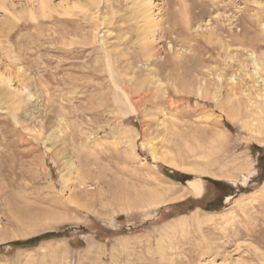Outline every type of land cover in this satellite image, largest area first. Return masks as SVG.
Returning a JSON list of instances; mask_svg holds the SVG:
<instances>
[{
	"label": "rangeland",
	"instance_id": "obj_1",
	"mask_svg": "<svg viewBox=\"0 0 264 264\" xmlns=\"http://www.w3.org/2000/svg\"><path fill=\"white\" fill-rule=\"evenodd\" d=\"M136 2L0 0V264H264V0Z\"/></svg>",
	"mask_w": 264,
	"mask_h": 264
},
{
	"label": "bare ground",
	"instance_id": "obj_2",
	"mask_svg": "<svg viewBox=\"0 0 264 264\" xmlns=\"http://www.w3.org/2000/svg\"><path fill=\"white\" fill-rule=\"evenodd\" d=\"M135 5H136V9H135V13L137 14V15H139V16H141L142 18H141V21H142V24L144 25H146V24H150L149 25V27H147V29H149V30H151L150 28H156V27H159L160 26V24L159 23H157V22H154V20L151 18V15H150V9H151V6H150V0H141V2H136L135 3ZM160 28V27H159ZM151 31H149V32H147V34H149ZM148 36V35H147ZM146 36V37H147ZM179 41L180 40H178V43H179ZM229 41V40H228ZM239 41V40H238ZM208 42V41H207ZM211 42V41H210ZM217 42V41H216ZM151 43V41L148 43V41L146 42V43H144V53L146 54V55H149L150 53H151V51L153 50V48H152V46L153 45H151L150 44ZM219 43V42H218ZM223 43V42H222ZM234 44V43H233ZM230 45V44H229ZM228 46V45H227ZM222 47H224V46H222ZM237 47V46H236ZM213 48V47H212ZM223 49V48H222ZM169 50H170V48H169ZM213 50V49H212ZM158 51V50H157ZM226 51V50H225ZM227 51H228V49H227ZM154 53V52H153ZM209 53V52H208ZM166 54H168V53H166ZM181 55V54H180ZM187 56V55H186ZM151 57V56H150ZM177 57V56H176ZM182 57V56H181ZM185 57V56H184ZM189 57V56H188ZM210 57V56H209ZM165 58V57H164ZM163 58V59H164ZM178 58V57H177ZM183 58V57H182ZM197 59V58H196ZM210 59V58H209ZM197 61V60H196ZM195 61V62H196ZM155 62V61H154ZM193 62V61H192ZM160 64V63H159ZM115 65V64H114ZM160 66V65H159ZM195 69V68H194ZM193 70V69H192ZM191 70V71H192ZM202 70V69H201ZM212 72V71H211ZM201 73V72H200ZM207 73V72H206ZM214 73V72H213ZM120 75V74H119ZM203 79V78H202ZM206 79V78H205ZM10 80H8V82H9ZM8 82L6 81V85L8 84ZM5 94L6 95H4V97H8V98H13L14 97V93L12 92H8V93H6L5 92ZM3 95V94H2ZM252 100V99H251ZM145 103V102H144ZM260 104V103H259ZM256 107V106H255ZM254 107V108H255ZM258 108H260V107H258ZM255 112H257V111H255ZM262 113V112H261ZM251 117V116H250ZM254 119H255V117H254ZM259 119V118H258ZM257 120V119H256ZM255 120V121H256ZM260 120V119H259ZM264 120V119H263ZM253 121V120H252ZM264 122V121H263ZM252 123V122H251ZM261 123V122H260ZM248 125V124H247ZM251 126V125H250ZM258 126H259V124H258ZM257 131V130H256ZM254 132V131H253ZM188 183V185H189V187H190V191L192 192V193H195V194H199L201 191H202V187L199 185V184H197L196 182H194V181H188L187 182Z\"/></svg>",
	"mask_w": 264,
	"mask_h": 264
},
{
	"label": "trees",
	"instance_id": "obj_3",
	"mask_svg": "<svg viewBox=\"0 0 264 264\" xmlns=\"http://www.w3.org/2000/svg\"><path fill=\"white\" fill-rule=\"evenodd\" d=\"M183 178H185L184 180L188 179L189 176L188 175H182ZM212 183H216L217 181H211ZM61 233H55V232H48V233H44L42 235L36 236L34 238L28 239L26 241H22V242H13L11 244L14 245H31L34 243L39 242L40 240H44V239H48V238H54V237H58Z\"/></svg>",
	"mask_w": 264,
	"mask_h": 264
}]
</instances>
